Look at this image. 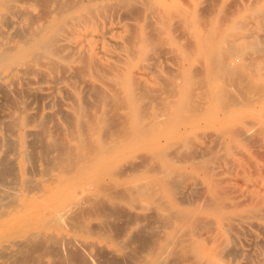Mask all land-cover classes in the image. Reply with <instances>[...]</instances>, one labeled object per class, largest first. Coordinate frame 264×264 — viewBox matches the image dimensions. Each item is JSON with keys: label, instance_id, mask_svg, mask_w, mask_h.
Segmentation results:
<instances>
[{"label": "bare ground", "instance_id": "6f19581e", "mask_svg": "<svg viewBox=\"0 0 264 264\" xmlns=\"http://www.w3.org/2000/svg\"><path fill=\"white\" fill-rule=\"evenodd\" d=\"M0 88L67 106L6 116L0 264H264V0H0Z\"/></svg>", "mask_w": 264, "mask_h": 264}, {"label": "rangeland", "instance_id": "374dc122", "mask_svg": "<svg viewBox=\"0 0 264 264\" xmlns=\"http://www.w3.org/2000/svg\"><path fill=\"white\" fill-rule=\"evenodd\" d=\"M34 82H36V81H34ZM0 108H6V106H7V108L4 110V109H0V111H1V114H2V116H1V114H0V125L2 126H0L1 128H0V142L1 141H3V139H8L9 141H11L13 144H14V142H16L14 145H18V142H19V138H18V136H17V134L16 133H14V130H10V128H9V125L10 126H12L13 124H14V121L16 120V118H18L20 115H21V111H23V110H25L24 111V113L23 114H28L29 116H30V119L32 120V124H31V121H30V124H29V126H28V128L30 129H37V126H36V121H37V119H40V117H43V116H45V115H47V114H49L50 112H53V111H56V110H58V109H63V108H67V106L66 105H61L60 107H59V105H46L45 103H44V101L43 100H40L41 98L37 95V94H30L29 95V97H26L25 98V105H21V106H19L20 107V109H19V107H17L16 109L13 107V108H11L12 110H9V106H11L12 104L11 103H8V105H6V104H4V102H8L7 100H6V95H5V92H3L4 90L3 89H1L0 88ZM4 93V94H3ZM5 95V96H4ZM4 96V97H3ZM4 98H5V100H4ZM31 98L33 99V101L32 102H30V100H31ZM2 100H4V102L2 101ZM38 100V101H37ZM34 101H37V102H34ZM2 102H3V104H2ZM27 102H29L28 104H27ZM32 103V104H31ZM38 103V104H37ZM41 104H42V106H41ZM39 107H38V106ZM13 106V105H12ZM11 106V107H12ZM35 106V107H34ZM38 107V108H37ZM41 107V108H40ZM50 107V108H49ZM36 108V109H35ZM14 109V110H13ZM7 110H9V111H7ZM41 110V111H40ZM3 111L4 112H6L7 111V113L5 114V113H3ZM13 111V112H12ZM34 111H37L36 112V114L40 111V113H38L37 114V116H36V114L35 115H33V113H35ZM47 111V112H46ZM11 112V113H10ZM13 113V114H12ZM5 114V115H4ZM9 114V115H8ZM11 114V115H10ZM18 117H17V116ZM39 115V116H38ZM6 116H13L12 118H14V119H12V118H10V117H6ZM31 116L33 117V116H35V117H33V118H31ZM3 118H5V120H7V122H5L4 121V123L2 122V120H4ZM10 119H12V121L10 120ZM35 120V121H34ZM10 121V122H9ZM2 122V123H1ZM8 123V124H7ZM13 123V124H12ZM50 125L52 124V123H49ZM5 125V126H4ZM4 126V127H3ZM8 128H7V127ZM5 128H6V130H5ZM5 130V131H4ZM12 133H13V135H12ZM8 134H10V135H8ZM5 135V136H4ZM3 137V139L1 140V138ZM14 138V139H13ZM5 139V140H6ZM14 141H13V140ZM28 139H31V137H29ZM4 140V141H5ZM0 156H2V155H4V152L5 153H7V151H8V148H7V146L6 145H4V144H1L0 143ZM8 152H10V151H8ZM10 154H11V156H14V154H12L11 152H10Z\"/></svg>", "mask_w": 264, "mask_h": 264}]
</instances>
